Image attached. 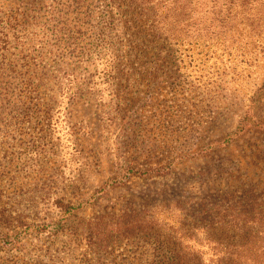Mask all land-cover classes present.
<instances>
[{
	"label": "rangeland",
	"instance_id": "rangeland-1",
	"mask_svg": "<svg viewBox=\"0 0 264 264\" xmlns=\"http://www.w3.org/2000/svg\"><path fill=\"white\" fill-rule=\"evenodd\" d=\"M120 1L0 0V264H264V26Z\"/></svg>",
	"mask_w": 264,
	"mask_h": 264
},
{
	"label": "trees",
	"instance_id": "trees-1",
	"mask_svg": "<svg viewBox=\"0 0 264 264\" xmlns=\"http://www.w3.org/2000/svg\"><path fill=\"white\" fill-rule=\"evenodd\" d=\"M125 1V0H124ZM128 7L138 9L140 15H145L149 25L162 32H173L172 38H182L186 30L200 29L207 26L210 29L225 30L233 26L245 24L247 27L257 29L264 26V0H126ZM120 2L123 3V0ZM108 7L113 10L121 7L119 0H109ZM197 39V38H195ZM4 38L0 37L3 42ZM55 205L64 211L67 205L56 200ZM257 224H255L256 226ZM264 236V234H260ZM6 238V236H4ZM258 236L248 240L249 249L259 250L255 247ZM263 240V238L261 239ZM246 243V244H247ZM237 246L241 241L237 240ZM244 246V245H242ZM175 257L176 264L181 258ZM264 258L262 259V262Z\"/></svg>",
	"mask_w": 264,
	"mask_h": 264
}]
</instances>
